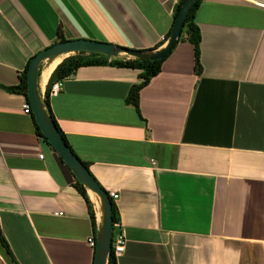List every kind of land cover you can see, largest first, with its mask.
Returning a JSON list of instances; mask_svg holds the SVG:
<instances>
[{"label":"crops","instance_id":"crops-1","mask_svg":"<svg viewBox=\"0 0 264 264\" xmlns=\"http://www.w3.org/2000/svg\"><path fill=\"white\" fill-rule=\"evenodd\" d=\"M179 2L0 0V231L11 252L0 240V264H93L87 240L101 224L98 197L86 190L93 225L74 175L23 111L28 98L10 88L58 29L65 41L162 48ZM195 22L201 73L178 41L139 112L125 102L140 82L128 68L79 67L49 97L71 150L118 194L117 264H264V0H202ZM62 60L49 73L41 63L42 99Z\"/></svg>","mask_w":264,"mask_h":264},{"label":"water","instance_id":"water-1","mask_svg":"<svg viewBox=\"0 0 264 264\" xmlns=\"http://www.w3.org/2000/svg\"><path fill=\"white\" fill-rule=\"evenodd\" d=\"M197 1L198 0H184L175 17L170 36L166 44L160 49L137 50L95 40L76 39L57 42L35 55L29 62L27 70V98L35 123L49 145L72 172L75 179L82 184L87 191L94 193L99 200L101 224L96 233L93 264H107V258L111 252V200L106 191L96 182L85 164L74 154L69 145L62 138L53 119L47 113L38 89L39 67L44 61L50 63L61 55L79 52L101 54L108 59L126 55L139 61L160 60L168 56L175 48L181 37L187 16Z\"/></svg>","mask_w":264,"mask_h":264},{"label":"trees","instance_id":"trees-1","mask_svg":"<svg viewBox=\"0 0 264 264\" xmlns=\"http://www.w3.org/2000/svg\"><path fill=\"white\" fill-rule=\"evenodd\" d=\"M202 0H198L193 8L191 9L190 13L187 16V19L185 21L181 37L179 38V41L183 40L188 42L193 49V56H194V65L195 69L198 74L201 73V62H200V42H201V34L198 25L195 22V12L200 5ZM184 0H180L176 7V13L175 17L182 5ZM170 36V33L167 35L166 39H168ZM57 37L59 42L65 41V39L62 36L61 30H57ZM168 56L160 59V60H154V61H139L137 59L133 58H111L108 59L105 56L101 54H93V53H85V52H79L77 55L73 57H68L62 60L60 64L56 66V68L53 70V72L50 75V78L47 83V87L43 96V103L45 106V109L47 113L50 115V117L53 119L58 131L60 132L62 138L65 140L67 143L64 134L62 131L59 129L58 125L56 124L51 111L49 107V91L50 87L54 82L63 80L70 75H72L79 67L83 66H102V65H109V66H115V67H120V68H128V69H133L139 72L138 78L140 79L139 83L133 84L127 93V96L125 98V102L128 105H131L135 108L137 112H139V93L140 90L148 84V82L156 76L160 70L162 63ZM29 66V63H28ZM28 66L26 67L25 71L21 74L20 76V83L18 86L14 88H10L13 91H21L27 98V70ZM36 125V132L40 138L43 139L45 143L49 145L47 142L46 138L42 135L40 132L37 124ZM68 144V143H67ZM61 159V158H60ZM85 164V163H84ZM85 166L88 168L87 164ZM69 169V168H68ZM74 187L76 188L77 192L84 198V200L87 203L89 213L91 216V219L93 220V225H94V213L92 209V204L89 200L88 194L86 189L83 187L82 184H80L76 179H75V184ZM107 193V192H106ZM109 195V193H107ZM111 200V207H112V237L114 236V227L115 225L118 224L119 222V214L117 207L113 201V199L110 197ZM0 240L2 244L4 245L6 249V253L11 254L9 247L4 240L1 231H0ZM117 260L113 252H110L108 258H107V264H117Z\"/></svg>","mask_w":264,"mask_h":264},{"label":"built area","instance_id":"built-area-1","mask_svg":"<svg viewBox=\"0 0 264 264\" xmlns=\"http://www.w3.org/2000/svg\"><path fill=\"white\" fill-rule=\"evenodd\" d=\"M61 86H62V80L54 82L50 87L49 96L51 97L56 95L58 91L61 89ZM23 111L26 114L31 113V108L28 103L23 106ZM39 158L43 159V155L40 154ZM109 197H111L113 200H116L118 198V194L115 192H110ZM59 215H61V213H59ZM115 226L120 227L118 224ZM87 242L90 247L95 249V237L91 236L90 238H88ZM125 243L126 240L122 231L118 232L116 235L112 237L111 252H113V255L116 259L122 256V254L124 253Z\"/></svg>","mask_w":264,"mask_h":264},{"label":"bare ground","instance_id":"bare-ground-1","mask_svg":"<svg viewBox=\"0 0 264 264\" xmlns=\"http://www.w3.org/2000/svg\"><path fill=\"white\" fill-rule=\"evenodd\" d=\"M59 58H60V57L55 58V59H54L52 62H50L49 64L46 63V65H45V67H44V71H45V73H49V72L54 68V66L56 65V62L58 61ZM89 193H90L93 197H95V199L97 200V196H96L94 193H92V192H90V191H89ZM97 202H98V200H97ZM98 205H99V202H98Z\"/></svg>","mask_w":264,"mask_h":264},{"label":"rangeland","instance_id":"rangeland-1","mask_svg":"<svg viewBox=\"0 0 264 264\" xmlns=\"http://www.w3.org/2000/svg\"><path fill=\"white\" fill-rule=\"evenodd\" d=\"M75 55H77V53H72V54H68V55H61V56H59L60 58L58 59V61H60L61 58H62V59H65V58H68V57H73V56H75ZM58 61H57V62H58ZM57 62H56V63H57ZM61 62H62V61H61ZM61 62H60V63H61ZM60 63H59V64H60ZM44 65H45V64H44ZM93 198H94V197H93ZM94 199H95V198H94ZM98 201H99V200H98Z\"/></svg>","mask_w":264,"mask_h":264}]
</instances>
